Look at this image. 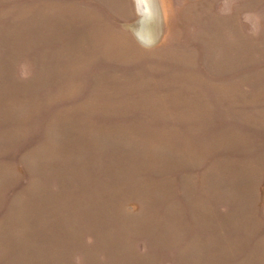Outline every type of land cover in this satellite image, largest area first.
<instances>
[{"label": "rangeland", "instance_id": "1", "mask_svg": "<svg viewBox=\"0 0 264 264\" xmlns=\"http://www.w3.org/2000/svg\"><path fill=\"white\" fill-rule=\"evenodd\" d=\"M0 0V264H264V0Z\"/></svg>", "mask_w": 264, "mask_h": 264}, {"label": "clouds", "instance_id": "2", "mask_svg": "<svg viewBox=\"0 0 264 264\" xmlns=\"http://www.w3.org/2000/svg\"><path fill=\"white\" fill-rule=\"evenodd\" d=\"M135 20L126 26L137 43L145 50L154 48L159 40L162 22L159 0H132Z\"/></svg>", "mask_w": 264, "mask_h": 264}]
</instances>
